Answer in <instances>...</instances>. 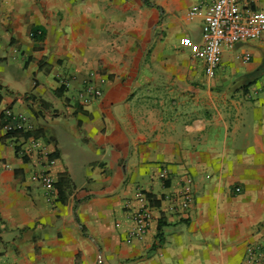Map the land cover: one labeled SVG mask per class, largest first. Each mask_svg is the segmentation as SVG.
I'll return each mask as SVG.
<instances>
[{
  "label": "crops",
  "instance_id": "obj_1",
  "mask_svg": "<svg viewBox=\"0 0 264 264\" xmlns=\"http://www.w3.org/2000/svg\"><path fill=\"white\" fill-rule=\"evenodd\" d=\"M214 1L0 0V264H264V39L224 46L209 77L188 12ZM88 81L103 93L83 102ZM33 139L52 201L18 152ZM140 190L159 202L128 241Z\"/></svg>",
  "mask_w": 264,
  "mask_h": 264
},
{
  "label": "built area",
  "instance_id": "obj_2",
  "mask_svg": "<svg viewBox=\"0 0 264 264\" xmlns=\"http://www.w3.org/2000/svg\"><path fill=\"white\" fill-rule=\"evenodd\" d=\"M202 14L203 43L200 49L195 52V56L204 60L206 64V74L209 77L216 75L217 69L222 61L223 47H232L235 43L250 39H264V11L254 9L250 6L243 7L240 0H215L206 6L193 5L188 15L192 18ZM64 81V85H68ZM103 90L95 85L94 82H86L79 97L83 102H89L93 97H99ZM5 127L10 130L26 131L29 127V120L24 115L14 118L12 112L8 110L5 114ZM14 118V120H12ZM14 123H11V122ZM29 126V127H28ZM17 137V136H12ZM16 139V138H15ZM38 149L37 152L35 150ZM23 156L31 157L37 154L40 160V169L34 171L32 179L41 183L45 189L46 198L52 201L55 194V181L49 172V166L54 162L49 157V152L38 139H33L31 145L26 148L18 149ZM166 171L161 176L165 177ZM236 187V191H240ZM136 198L139 202L138 207L131 211L133 221L132 227L128 230L127 240L142 239L148 232L152 219V202L148 194L138 191ZM182 207L188 210L194 202L193 181L190 177L185 180L181 193ZM258 257L254 251L249 252L248 262L253 264L258 262Z\"/></svg>",
  "mask_w": 264,
  "mask_h": 264
},
{
  "label": "trees",
  "instance_id": "obj_3",
  "mask_svg": "<svg viewBox=\"0 0 264 264\" xmlns=\"http://www.w3.org/2000/svg\"><path fill=\"white\" fill-rule=\"evenodd\" d=\"M32 132H27V131H23V130H10L8 131V136H25V137H29L31 135ZM57 186V184H55ZM59 185V184H58ZM148 197L151 199L152 204H158L159 200L155 199V197H153L151 194H148ZM162 227H160L161 230Z\"/></svg>",
  "mask_w": 264,
  "mask_h": 264
}]
</instances>
